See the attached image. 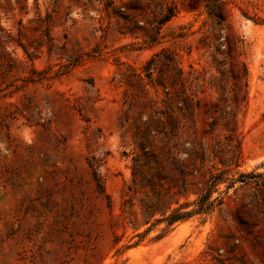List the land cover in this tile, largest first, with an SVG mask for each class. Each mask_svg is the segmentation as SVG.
Masks as SVG:
<instances>
[{
	"label": "rangeland",
	"instance_id": "rangeland-1",
	"mask_svg": "<svg viewBox=\"0 0 264 264\" xmlns=\"http://www.w3.org/2000/svg\"><path fill=\"white\" fill-rule=\"evenodd\" d=\"M242 174L264 176V0H0V264H264ZM214 175L209 214L143 225Z\"/></svg>",
	"mask_w": 264,
	"mask_h": 264
},
{
	"label": "trees",
	"instance_id": "trees-1",
	"mask_svg": "<svg viewBox=\"0 0 264 264\" xmlns=\"http://www.w3.org/2000/svg\"><path fill=\"white\" fill-rule=\"evenodd\" d=\"M195 1H197V0H194V2ZM207 8L209 10L210 16L217 17L215 5H207ZM173 16H174V11L172 8H169L168 14L161 21V23L168 22ZM159 57H160V54H157L156 57L151 59L149 61V63L147 64V66H145L144 72L146 73L147 78H150L149 75L151 74L152 66L156 63V61H157L156 59ZM177 71L179 73H181L180 69H177ZM155 164H156V166H158L156 161H154L153 163H148V166H150L151 169L154 170ZM136 175H137V171L135 168H133L132 169V179H131L132 183L136 182ZM263 178H264V176L262 174H252V175L242 174L240 176L239 181L242 183H248V182H250V181H248L249 179H253L254 180L253 182L256 183L257 186H262V188L264 189ZM223 180L224 179L220 175L212 176L210 181H209L208 187L200 195L199 199L195 203L196 209L192 210V211H184L185 207H183V206H180L179 208H172L170 206L165 211H163L160 206H163V204H165V201L160 199L159 197H158L159 203L154 207H152L148 204H144L143 207H141V209H140V214L142 217L143 225H149L152 221H154L155 224L152 225V227L158 226L160 224H165V228H164L165 230L164 231H169L177 223L188 220L195 215H207V214H209L211 211H213L214 207L216 206L215 201L210 202L211 197H212V193L215 190H217V188L219 187V185L221 183L224 182ZM99 188L101 190V186H99ZM220 205H222V202H219L217 204V206H220ZM151 229L152 228L147 230L144 235H138L139 240L136 243H134L133 245H131L130 248L136 247V246L140 245L142 242H144L147 235H149ZM163 236H164V234L162 235V237Z\"/></svg>",
	"mask_w": 264,
	"mask_h": 264
}]
</instances>
